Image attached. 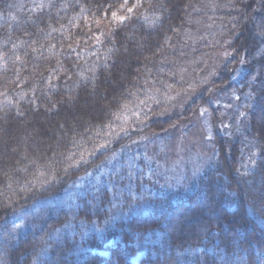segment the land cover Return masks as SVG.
<instances>
[{
  "label": "trees",
  "instance_id": "trees-1",
  "mask_svg": "<svg viewBox=\"0 0 264 264\" xmlns=\"http://www.w3.org/2000/svg\"><path fill=\"white\" fill-rule=\"evenodd\" d=\"M122 1L0 0V264H133L139 251L141 264H264V0H142L92 46L84 18ZM204 3L219 5L228 48L240 46L210 86L237 93L227 129L212 111V164L179 195L126 164L72 195L73 183L133 135L165 131L207 98L117 131L146 76L161 88L174 82L162 62Z\"/></svg>",
  "mask_w": 264,
  "mask_h": 264
},
{
  "label": "rangeland",
  "instance_id": "rangeland-1",
  "mask_svg": "<svg viewBox=\"0 0 264 264\" xmlns=\"http://www.w3.org/2000/svg\"><path fill=\"white\" fill-rule=\"evenodd\" d=\"M18 1L22 5L23 0ZM141 2L142 0H123L118 8L106 12L100 18L92 16L84 18L85 26L88 27L85 37L88 35L89 40H92L93 45H91L96 46L104 35L110 33L119 23L127 21L135 9H140ZM207 5L204 3L191 11L189 22L177 45L174 46L173 51L176 55L168 54L162 62V68L172 70L168 79L174 82L165 79L167 81L165 83V80L163 81L161 88L158 85L162 81H157L155 75L146 76L143 93L138 96L135 104L126 108L117 131L126 132L133 129L142 124L145 118L151 116L162 115V119H166L181 115L193 101L197 100L196 98L202 97L203 93H206L207 98L202 100V103L200 102L201 104L190 115L169 129L148 134L143 132L140 137L133 135L132 142L122 147V151H117L102 165L92 168L73 183L72 195L85 185L101 182L109 172H119L120 165L124 164L129 165L130 170L139 168L147 176L155 178L148 180L156 184V190L179 195L189 191L191 181L199 178L212 164L219 145L216 132L218 130L215 129L217 123L213 120L212 111L215 108L219 117L218 129L221 127L227 129L236 108L237 93L233 89L210 88V86L212 81L222 73L225 63L234 58L235 64L237 58H240V46L235 48V51L228 48L229 38L224 31L228 27L224 26V22L221 23L222 18L218 14L220 7L216 3ZM212 12H214L213 15ZM213 44L218 46L214 47ZM120 61L117 57V62ZM127 67L128 65H124L125 69ZM244 69L245 65L241 64L233 71L232 77L237 79ZM125 75L121 74L119 77L125 78ZM108 81L111 84L115 83L114 77L112 79L111 76ZM91 95L98 98L96 91H93ZM68 105L70 109H73L72 104ZM116 172L113 175H116ZM127 176L128 174L122 175L118 179L127 178ZM148 180H142L140 186L142 190L151 192L152 183ZM129 188L132 187L129 186ZM133 206V210H141L146 208V203H142L140 207L138 203ZM100 253L108 255V247L102 248ZM141 256L140 251L135 254L132 257L133 264H141Z\"/></svg>",
  "mask_w": 264,
  "mask_h": 264
}]
</instances>
